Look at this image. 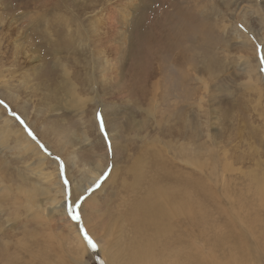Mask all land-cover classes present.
Listing matches in <instances>:
<instances>
[{
    "label": "rangeland",
    "instance_id": "obj_1",
    "mask_svg": "<svg viewBox=\"0 0 264 264\" xmlns=\"http://www.w3.org/2000/svg\"><path fill=\"white\" fill-rule=\"evenodd\" d=\"M0 78V264H264V0H0Z\"/></svg>",
    "mask_w": 264,
    "mask_h": 264
},
{
    "label": "bare ground",
    "instance_id": "obj_2",
    "mask_svg": "<svg viewBox=\"0 0 264 264\" xmlns=\"http://www.w3.org/2000/svg\"><path fill=\"white\" fill-rule=\"evenodd\" d=\"M255 6H257L258 8H263V6H261V5H255ZM258 13V12H257ZM193 16H191L190 17V19L192 18ZM249 29V28H248ZM250 30V29H249ZM251 31V30H250ZM252 34H254L253 33V31L251 32ZM246 35H243V39L245 40L246 39V37H245ZM247 40V39H246ZM248 41V40H247ZM1 79V78H0ZM250 84H255L254 82H252V81H250L249 82ZM82 101V100H81ZM83 102H85V101H83ZM81 103V102H80ZM82 104H84V103H82ZM84 107V106H83ZM83 109V108H82ZM80 110V109H79ZM82 113H84L83 111H82ZM129 122V121H128ZM127 123V122H126ZM125 124V123H124ZM130 124V123H129ZM126 125V124H125ZM7 129V128H6ZM10 135H11V133H10ZM23 136L26 138V136L23 134ZM27 139V138H26ZM27 145H26V149H27V151L29 152V151H31V148H30V142L27 140V143H26ZM35 146V145H34ZM35 148H37L36 146H35ZM50 176H47V178H45V179H47L48 180V178H49ZM45 181V180H44ZM32 203H33V205H36L35 204V201L34 200H32L31 201ZM32 208H34L33 207V205H31V204H29Z\"/></svg>",
    "mask_w": 264,
    "mask_h": 264
},
{
    "label": "snow or ice",
    "instance_id": "obj_3",
    "mask_svg": "<svg viewBox=\"0 0 264 264\" xmlns=\"http://www.w3.org/2000/svg\"><path fill=\"white\" fill-rule=\"evenodd\" d=\"M0 103H3V101H0ZM29 134L31 135V133H29ZM97 187H99V184H97ZM73 218L76 219V220H79V216L78 215H74ZM81 231H83V229H81ZM84 238L88 241V244H89L90 247H92L93 249H95L97 247L96 243L87 234V232H85Z\"/></svg>",
    "mask_w": 264,
    "mask_h": 264
}]
</instances>
